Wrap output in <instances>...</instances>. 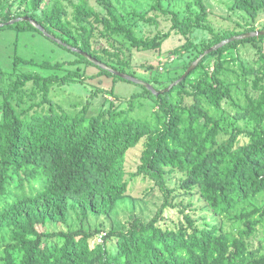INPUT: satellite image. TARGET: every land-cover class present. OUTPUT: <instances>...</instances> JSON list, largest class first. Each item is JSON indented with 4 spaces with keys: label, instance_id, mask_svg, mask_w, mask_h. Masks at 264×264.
I'll return each mask as SVG.
<instances>
[{
    "label": "trees",
    "instance_id": "1",
    "mask_svg": "<svg viewBox=\"0 0 264 264\" xmlns=\"http://www.w3.org/2000/svg\"><path fill=\"white\" fill-rule=\"evenodd\" d=\"M19 1L22 12H0V24L28 18L42 31L22 20L2 29L13 30L17 36L36 32L58 39L65 45L59 46L77 57L72 65L96 67L67 46L109 69L133 76L126 71L123 49L129 54L130 49L154 50L170 35L137 37L132 28L118 22L110 0H96L101 12L89 7L86 0L72 3L76 26L65 20L63 2L68 0ZM230 1L231 11L243 13L252 22L264 11V0ZM199 4L200 13H189L184 19L164 9L161 0L153 5L154 10L170 16L171 28L178 34L187 37L199 30L210 36L175 82L215 45L264 30V26L257 30L247 22L242 32L216 33L207 23L206 8ZM96 29L114 52L103 49L100 55L92 49ZM243 44L256 49V66L240 62L231 70L232 53ZM22 64L37 65L14 55L13 71L0 70V232L9 233L0 264H264L262 249L249 246L258 230L264 239V36L233 41L206 54L195 70L168 92L153 95L144 88L157 106L149 124L127 115L132 102L142 97L136 94L127 110L109 108L89 118L85 110L67 113L55 106L50 89L82 83L79 71L62 77L16 76L15 69ZM209 64L211 70L197 75ZM62 65L43 61L38 67L57 71ZM98 69L100 76L123 80ZM230 71L234 78H229ZM27 84L42 93L40 104L47 109L27 106ZM27 97L34 96L30 93ZM140 142L144 148L139 164L128 174L126 153ZM173 172L184 176L180 194L167 187L166 177ZM138 178L148 180L165 196L149 222L133 218L126 231H109L93 247L89 239L96 232L46 231L51 223L65 224L69 211L82 219L90 213L110 216L118 202L130 196L132 181ZM173 208L181 220L170 227L165 225L164 215ZM197 212H207L216 220L199 222L202 218L195 216ZM48 239L55 242L48 244Z\"/></svg>",
    "mask_w": 264,
    "mask_h": 264
},
{
    "label": "rangeland",
    "instance_id": "2",
    "mask_svg": "<svg viewBox=\"0 0 264 264\" xmlns=\"http://www.w3.org/2000/svg\"><path fill=\"white\" fill-rule=\"evenodd\" d=\"M81 1L68 0L67 2H63L67 11L65 20L71 22L73 26H76V20L72 3L78 4ZM86 1L89 7L101 12V8L96 0ZM199 1L204 5L208 13L207 23L216 33H224L227 30L242 32L247 25L252 24L257 30H260L264 26V11L259 14L256 21L252 22L243 13L231 11L230 0H161V5L164 9L175 12L180 18L184 19L189 13H200L201 4H199ZM110 2L118 22L132 28L137 37L153 38L157 34H170L169 38L162 40L154 50L130 49L129 54L126 49H123V54H121L124 63H126V71L132 74V77L136 80L150 84L156 92H161L173 84L175 82L173 81L174 78L183 73L185 67L195 58L207 42L210 41L209 34L204 31L195 30L187 37L178 34V32L171 28L172 22L170 16L162 15L153 9L155 0H110ZM19 6V0H0L1 13L10 12L19 14L23 10ZM142 17L144 19H141ZM150 20H154L156 24ZM43 35L36 32H27L17 36L15 31L1 28L0 70L2 73L13 71L14 55L23 60H32L37 64L19 65L15 69L16 73L14 74L16 76L26 73H36L43 77L49 74L62 77L68 72L78 70L79 74L84 77L82 83H69L64 86L56 85L50 89V97L56 107L67 113L85 110V117L89 118L98 115L105 109L127 110L133 106L127 113L129 118L144 124H149L154 121V113L157 109L154 96L144 93L142 86L124 80H117L112 77L100 76L97 67L86 66L84 63L72 65L71 62L76 60L77 57ZM91 46L100 55L103 54V49L114 52L102 40L98 29L94 31L91 37ZM233 52L232 56L235 59L234 65L230 67L231 70L239 67L240 62H243L248 67L256 66V49L250 44L240 45ZM230 55L231 53H228L229 58ZM199 57L192 63L199 60ZM107 59L104 57V60ZM213 60H210L211 63ZM43 61L52 64L63 63V67L57 71L41 70L38 65ZM209 69L211 70V64L200 69L197 75L207 72ZM228 75L229 78H234L233 71L228 72ZM4 83L8 84L9 82L5 80ZM24 91L27 106L36 107L35 110L37 111L42 108L47 109L46 105L43 106L40 104L42 93L35 86L27 84ZM30 93L34 96L32 99L27 97ZM135 94L142 95V97L132 102L133 105L131 106L130 98ZM239 96L241 97V95ZM184 98L185 102L189 104L190 99L187 98V95ZM143 148L144 142H140L135 148L126 153L124 164L128 174L135 172ZM126 177L128 176L126 175ZM183 177L178 172H173L166 177L167 187L170 190H174V194L182 193L180 184ZM132 182L133 190L130 196L119 201L110 216L103 217L90 213L86 219H82L77 212L69 211L65 224L51 223L47 226L46 231L76 232L82 229L84 232L91 234L96 232V235L89 239V244L93 247L103 240L104 234L109 231H126L129 222L133 218H139L145 223L149 222L155 216L157 210L163 205L165 196L158 188L153 187L148 180L138 178ZM181 199L179 198L177 201ZM257 203L259 205L262 204L260 201ZM184 204H187V201ZM188 212L190 213L191 211ZM164 216L165 225L170 227L176 226L178 221L181 220V216L176 208L167 209ZM195 216L202 218L199 222L204 220L210 221L211 219L216 220L215 217L207 212H197ZM52 242H55V240H47L48 244ZM8 243L9 233L6 231L0 232V255H2L4 246ZM249 246L250 249L260 248L264 252V239L260 230L249 240Z\"/></svg>",
    "mask_w": 264,
    "mask_h": 264
},
{
    "label": "water",
    "instance_id": "3",
    "mask_svg": "<svg viewBox=\"0 0 264 264\" xmlns=\"http://www.w3.org/2000/svg\"><path fill=\"white\" fill-rule=\"evenodd\" d=\"M28 21L30 22V24L32 26H34L35 28L39 29L40 31H42V29L32 20L28 19V18H20V19H15L13 21H10L8 22L7 24H0V29L3 28L5 25L6 26H9V25H12L14 24L15 22H19V21ZM45 37L53 40L54 42H56L57 44H60V45H63L65 46L61 41H59L58 39L54 38V37H51L49 36L48 34L46 33H43ZM258 36H264V30H261V31H256V32H251V33H246V34H242L240 36H236V37H233V38H230L228 40H225V41H222L221 43H219L218 45H215L214 47L210 48L209 50H207L204 54L200 55L199 57V60L202 59L206 54L212 52V51H216L218 50L219 48H221L222 46L230 43V42H233V41H240V40H244V39H248V38H254V37H258ZM67 49L71 50L72 52H76L80 55H82L84 58H86L88 61H90L94 66H96L97 68H100V69H103V70H106L108 71L109 73L125 80V81H128V82H131V83H134L136 85H139V86H142L143 88H145L146 90L152 92L154 95H159V94H163L165 92H168L170 91L175 85L179 84L180 82H182L183 80H185L189 74L194 70L196 64L199 62V60H197L196 62L192 63L189 68L186 70V72L176 81L174 82L173 84H171L168 88H166L165 90L161 91V92H156L153 90V88L150 86V84L146 83V82H142V81H139V80H136L134 77L132 76H129V75H126V74H122L120 72H116L112 69H109L108 67H106L104 64H102L101 62L97 61L96 59L92 58L91 56H89L88 54L86 53H83L81 52L80 50L78 49H75V48H72L70 46H67L66 47Z\"/></svg>",
    "mask_w": 264,
    "mask_h": 264
}]
</instances>
